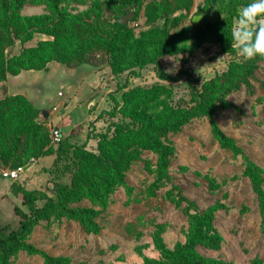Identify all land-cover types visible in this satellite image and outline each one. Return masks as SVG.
<instances>
[{
    "label": "rangeland",
    "instance_id": "rangeland-1",
    "mask_svg": "<svg viewBox=\"0 0 264 264\" xmlns=\"http://www.w3.org/2000/svg\"><path fill=\"white\" fill-rule=\"evenodd\" d=\"M38 1L22 13L56 21ZM102 1L59 6L93 20L110 13ZM134 2L119 14L135 9L127 38L141 57L133 65L51 60L20 69L11 58L53 41L47 32L0 57V154L20 169L16 180L0 174L5 234L20 225L22 195L12 183L37 198L28 229L0 250V264H264V58L244 60L231 47L238 12L252 0ZM55 128L79 147L53 166ZM105 138L135 152L125 184L110 190L100 171L95 192L82 150L100 154ZM87 207L95 212L82 213Z\"/></svg>",
    "mask_w": 264,
    "mask_h": 264
},
{
    "label": "trees",
    "instance_id": "trees-1",
    "mask_svg": "<svg viewBox=\"0 0 264 264\" xmlns=\"http://www.w3.org/2000/svg\"><path fill=\"white\" fill-rule=\"evenodd\" d=\"M28 1L30 0H0V57L5 56L7 47L12 46L17 40L23 42L30 40L35 32H47L53 35L55 39L49 43L43 42L37 48H29L21 55L12 57L11 60L17 61L20 69L46 68L47 62L51 60L65 63L70 67L80 66L84 63L99 66L105 59L113 61L115 65L117 62L122 63L123 68L131 65V63L133 65L141 57L139 52L133 54L130 46H128L129 42H133L132 38H127L130 34L127 31L128 23L123 24L118 20L123 15L119 16V14L126 8L138 5V2H134L135 0H104L101 4H108L110 13L104 15V11L99 10L93 20L90 16L82 17L86 13L75 14L67 8H60L59 5L62 0H39V3L49 5L51 12L58 18L56 21L50 14L24 15L22 10ZM113 19L115 20L111 22ZM40 56H44V58H39ZM116 60L118 61L114 63ZM17 71L19 70L13 72ZM216 131L219 132L218 129ZM218 135L224 144L223 134L219 132ZM139 143H141L140 147L145 144L147 145L145 147H149V142L146 139H141ZM57 144L59 147L53 166L58 165L71 148L79 147L74 146L64 138ZM152 145L161 149L162 152L165 151L164 148L166 147L161 142L156 145L155 141L152 140ZM103 147L100 154L82 150L85 155V168L94 170V174L88 177L87 182L92 183L90 187L95 192H98L99 189L94 188L93 181H95L94 177H98L100 171L110 177V179L105 180L110 190L125 184V168L129 166L135 152L134 148L130 151L129 149L123 150V146L117 139H103ZM162 159L161 166H164L165 158ZM0 161V167H14L7 160L6 152L0 154ZM12 186L18 188V194L22 195L14 207L15 213L20 217V225L17 230L8 234H5L0 226V250L6 244L18 239L28 229L30 215L27 210L33 213L37 209L35 190L17 186L16 182L12 183ZM71 189H65L66 193H71ZM94 199H97V196H94L93 200L91 199L93 204ZM82 210V213L87 210L95 212L92 207ZM202 261L204 262L203 259ZM187 263L200 264V262H193L190 259Z\"/></svg>",
    "mask_w": 264,
    "mask_h": 264
},
{
    "label": "clouds",
    "instance_id": "clouds-1",
    "mask_svg": "<svg viewBox=\"0 0 264 264\" xmlns=\"http://www.w3.org/2000/svg\"><path fill=\"white\" fill-rule=\"evenodd\" d=\"M231 36V47L244 60L264 58V0H252L239 10Z\"/></svg>",
    "mask_w": 264,
    "mask_h": 264
},
{
    "label": "built area",
    "instance_id": "built-area-1",
    "mask_svg": "<svg viewBox=\"0 0 264 264\" xmlns=\"http://www.w3.org/2000/svg\"><path fill=\"white\" fill-rule=\"evenodd\" d=\"M62 139H63L62 131L59 128H55L53 131V140L58 143ZM1 175L4 178L16 180L20 175V169H15L12 167H1Z\"/></svg>",
    "mask_w": 264,
    "mask_h": 264
},
{
    "label": "water",
    "instance_id": "water-1",
    "mask_svg": "<svg viewBox=\"0 0 264 264\" xmlns=\"http://www.w3.org/2000/svg\"><path fill=\"white\" fill-rule=\"evenodd\" d=\"M134 14H135V9H132L129 13L123 14L121 17H119L118 20H119V22H121L123 24H127L129 22V20L133 18ZM202 16H203V14L195 16L194 21L201 20ZM44 116L45 117L49 116V110H46L44 112Z\"/></svg>",
    "mask_w": 264,
    "mask_h": 264
},
{
    "label": "crops",
    "instance_id": "crops-1",
    "mask_svg": "<svg viewBox=\"0 0 264 264\" xmlns=\"http://www.w3.org/2000/svg\"><path fill=\"white\" fill-rule=\"evenodd\" d=\"M0 188H1V184H0ZM2 190V189H1ZM2 193H3V191H2Z\"/></svg>",
    "mask_w": 264,
    "mask_h": 264
}]
</instances>
